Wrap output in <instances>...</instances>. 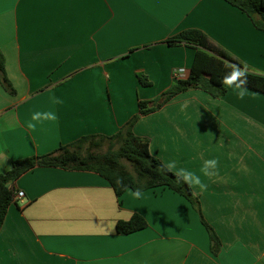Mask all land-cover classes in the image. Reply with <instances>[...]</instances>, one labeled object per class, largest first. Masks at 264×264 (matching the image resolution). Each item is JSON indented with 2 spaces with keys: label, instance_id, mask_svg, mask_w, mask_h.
Listing matches in <instances>:
<instances>
[{
  "label": "crops",
  "instance_id": "1",
  "mask_svg": "<svg viewBox=\"0 0 264 264\" xmlns=\"http://www.w3.org/2000/svg\"><path fill=\"white\" fill-rule=\"evenodd\" d=\"M187 29L264 74V31L225 0H0V50L16 90L0 83V174L82 136L118 132L140 100L188 74L195 50L166 43ZM35 112L58 119L30 130ZM134 132L163 164L199 174L204 160H218V174L202 177L207 188H192L221 240L218 254L197 211L169 188L117 197L97 173L35 167L15 183L24 196L0 230V264H264V93L189 90ZM133 214L148 227L118 234L117 222Z\"/></svg>",
  "mask_w": 264,
  "mask_h": 264
},
{
  "label": "trees",
  "instance_id": "2",
  "mask_svg": "<svg viewBox=\"0 0 264 264\" xmlns=\"http://www.w3.org/2000/svg\"><path fill=\"white\" fill-rule=\"evenodd\" d=\"M238 8L252 21L255 28L264 31V0H225ZM167 44L185 45L195 50L192 66L185 77L176 78L171 86L158 97L140 100L138 113L130 118L113 135L90 134L69 143L61 144L54 151L15 160L12 167L0 174V230L8 209L14 202L15 183L21 175L35 167H54L69 171H88L104 177L113 188L117 197L126 191L116 184L122 179L129 189L139 188L141 192L154 188H169L184 196L197 211L202 224L209 233L211 251L218 254L221 240L214 228L205 220L201 202L192 188L177 183L171 172L164 171L162 161L150 151V140L135 134L134 126L143 117L159 111L178 95L189 90H202L214 98H222L227 93L222 79L227 64L245 65L228 51L217 45L206 33L199 29H187L177 33L166 41ZM248 83L246 87L264 93V74L251 71L247 67ZM142 86H150L149 78L136 73ZM0 83L6 91L15 94L16 90L8 78L6 61L0 50ZM124 162L132 167L130 171ZM148 227V222L140 214H133L127 221H118L116 231L120 235H129Z\"/></svg>",
  "mask_w": 264,
  "mask_h": 264
},
{
  "label": "clouds",
  "instance_id": "3",
  "mask_svg": "<svg viewBox=\"0 0 264 264\" xmlns=\"http://www.w3.org/2000/svg\"><path fill=\"white\" fill-rule=\"evenodd\" d=\"M229 69L222 79V83L226 88H231L236 92L239 99H243L247 92V66L239 64H227L225 66ZM54 104L62 103V101L53 96L51 98ZM186 103L181 105V110L186 107ZM58 119L55 112H35L31 116V122L27 123V127L30 130L36 128V124L43 121H56ZM162 169L167 172L173 173L177 183H184L189 188L198 187L201 191L207 188V185L203 182L202 177L211 178L218 174V160L207 159L203 161L202 166L199 169V174L191 171L187 168L180 167L176 160H170L162 166ZM116 184L123 187L125 191L135 198L139 199L142 196V192L139 188L132 190L123 183L122 179H117Z\"/></svg>",
  "mask_w": 264,
  "mask_h": 264
},
{
  "label": "built area",
  "instance_id": "4",
  "mask_svg": "<svg viewBox=\"0 0 264 264\" xmlns=\"http://www.w3.org/2000/svg\"><path fill=\"white\" fill-rule=\"evenodd\" d=\"M175 77L176 78H179L180 77V73H178V72H176L175 73ZM24 196V192H22V191H17L16 193H15V196H14V201H17L18 199H20V198H22Z\"/></svg>",
  "mask_w": 264,
  "mask_h": 264
},
{
  "label": "rangeland",
  "instance_id": "5",
  "mask_svg": "<svg viewBox=\"0 0 264 264\" xmlns=\"http://www.w3.org/2000/svg\"><path fill=\"white\" fill-rule=\"evenodd\" d=\"M160 94H161V93H160ZM160 94H159V95H160ZM159 95H158V96H159ZM124 164L127 166V168H128L130 171H133V170H132V167H130V165H129L128 163L124 162Z\"/></svg>",
  "mask_w": 264,
  "mask_h": 264
}]
</instances>
